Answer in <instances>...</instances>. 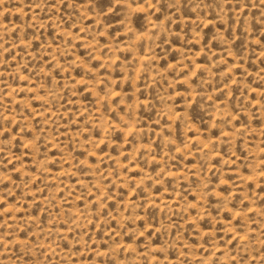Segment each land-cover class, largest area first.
<instances>
[{"label":"rangeland","instance_id":"obj_1","mask_svg":"<svg viewBox=\"0 0 264 264\" xmlns=\"http://www.w3.org/2000/svg\"><path fill=\"white\" fill-rule=\"evenodd\" d=\"M0 264H264V0H0Z\"/></svg>","mask_w":264,"mask_h":264}]
</instances>
